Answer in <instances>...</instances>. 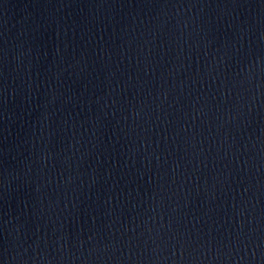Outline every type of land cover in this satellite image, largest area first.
Listing matches in <instances>:
<instances>
[{"label": "water", "instance_id": "95a60500", "mask_svg": "<svg viewBox=\"0 0 264 264\" xmlns=\"http://www.w3.org/2000/svg\"><path fill=\"white\" fill-rule=\"evenodd\" d=\"M0 264H264V0H0Z\"/></svg>", "mask_w": 264, "mask_h": 264}]
</instances>
